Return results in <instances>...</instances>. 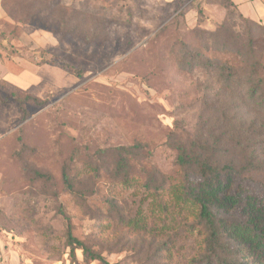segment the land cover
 I'll return each instance as SVG.
<instances>
[{"label":"rangeland","instance_id":"374dc122","mask_svg":"<svg viewBox=\"0 0 264 264\" xmlns=\"http://www.w3.org/2000/svg\"><path fill=\"white\" fill-rule=\"evenodd\" d=\"M226 14L220 0H0V264H100L79 249L72 260L59 208L74 236L109 263L201 264L188 207L177 215L172 193L148 194L142 177L144 168L176 176L173 129L187 141L204 121V131L217 124L219 114L202 112V89L215 79L181 68L177 53L179 42L200 48L201 32ZM250 26L264 46V31ZM207 55L244 66L230 52ZM256 113L237 98V134H248ZM135 144L143 147L122 164L111 151ZM138 212L147 227L139 233L127 225Z\"/></svg>","mask_w":264,"mask_h":264},{"label":"trees","instance_id":"16d2710c","mask_svg":"<svg viewBox=\"0 0 264 264\" xmlns=\"http://www.w3.org/2000/svg\"><path fill=\"white\" fill-rule=\"evenodd\" d=\"M220 2L226 8V18L216 30L201 32L200 48L204 52L192 44L179 42L177 53L181 68L189 71L203 69L215 79L213 85L202 89V112L219 114L217 124L208 126L204 131L207 125L204 121L187 141L180 139L173 129L169 135V146L176 153V176L162 174L159 170L149 172L144 168L146 176L142 177V188L156 196L171 192L179 216H183L182 209L188 207L186 213L191 212L190 215L194 216L189 227L201 237V264H248L247 257L251 254L256 256L260 264H264V210H261L264 208V46H258L255 31L250 26L255 25L264 31V25L244 16L232 0ZM196 13L200 21L202 8L197 7ZM235 25L243 29L242 34L233 35L231 26ZM243 35L246 39L244 49H237L235 53V46ZM209 51L238 55L244 66L235 67L216 56L210 58L207 55ZM68 71L76 77L82 75L73 68H68ZM215 85L219 86V91ZM237 98H247L255 103L257 113L248 127V134L242 127H239L240 133L237 134ZM20 108L22 110L21 105ZM142 147L141 144H135L131 147H116L111 151L116 153L122 164L126 162L124 154L130 155L131 150ZM33 172L39 178L49 177L37 170ZM62 180L67 189L74 190L67 165L62 168ZM124 182L130 184L127 177ZM184 203L194 208L183 207ZM255 208L259 213L254 216L252 210ZM58 211L66 221V244L73 261H76L75 250L79 249L85 262L112 264L74 236L70 218L62 208ZM229 212H235L232 215H236L231 224L225 223L224 218ZM237 213L241 216L239 220ZM144 220L141 212H138L127 220V225L138 233L146 231ZM229 228L231 230L227 232Z\"/></svg>","mask_w":264,"mask_h":264},{"label":"crops","instance_id":"0c3cea01","mask_svg":"<svg viewBox=\"0 0 264 264\" xmlns=\"http://www.w3.org/2000/svg\"><path fill=\"white\" fill-rule=\"evenodd\" d=\"M246 17L264 25V0H232Z\"/></svg>","mask_w":264,"mask_h":264}]
</instances>
